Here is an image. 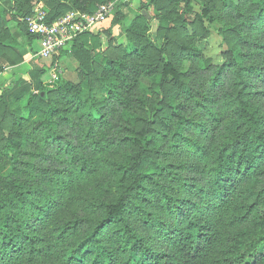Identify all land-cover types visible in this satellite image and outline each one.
I'll list each match as a JSON object with an SVG mask.
<instances>
[{"label":"trees","instance_id":"16d2710c","mask_svg":"<svg viewBox=\"0 0 264 264\" xmlns=\"http://www.w3.org/2000/svg\"><path fill=\"white\" fill-rule=\"evenodd\" d=\"M109 1L68 0V7L63 0H54L56 6L46 7L48 20L53 22L69 11L93 14ZM214 1L204 0L197 12L193 0H152L150 5H157L165 14L158 13L156 18L141 14L136 24L150 30V22L156 19L158 31L163 33L178 14L184 29L196 24L203 28L212 20ZM258 1L253 15L242 14L248 25L240 24L241 32L264 25V0ZM129 5L117 6L116 21ZM32 12L31 6L23 13L29 46L35 38L25 19ZM96 37L97 33L90 32L79 35L61 55L79 54ZM8 49V53L2 49L3 61L15 63L21 58L17 49ZM89 61L110 70L115 67L100 54ZM126 69L123 67L124 73ZM225 72L234 76L230 98L237 130L213 150L199 146L197 157L208 165V176L199 185H188L181 173L162 171L164 164L155 161L150 151L161 138L148 130H127L130 136H119L110 109L124 101L123 96L114 98L116 94L104 92L109 98L103 102L101 93L93 88L74 84L60 88L54 97L30 95L27 120L22 119L11 136L0 140L1 153L13 170L7 178L0 173V264H46L51 258L62 264H264V219L257 230L233 231L223 243L225 249L219 250L226 235L221 231L224 224L243 223L256 207L264 208V183L242 201L238 195L241 178L249 176L264 155V115L249 99V69L227 62L217 76ZM166 73L179 78L171 68ZM183 127L180 124L176 135L195 148ZM29 140L35 152L22 150V142ZM110 148L122 149V158L115 160ZM44 159L56 162L36 174L32 168ZM106 163V167L111 165L109 169H103ZM164 174L179 183L167 187L161 180ZM183 188L186 197L179 195ZM148 227L151 232L146 237L141 229ZM154 242L167 243L170 250L156 248Z\"/></svg>","mask_w":264,"mask_h":264},{"label":"rangeland","instance_id":"374dc122","mask_svg":"<svg viewBox=\"0 0 264 264\" xmlns=\"http://www.w3.org/2000/svg\"><path fill=\"white\" fill-rule=\"evenodd\" d=\"M63 1L70 6L68 0ZM151 1L136 0L132 6L123 9V13L118 16L121 18L119 21L113 17L104 22L97 29L96 40L91 41L79 54L68 52L58 57L60 66L53 70L50 60H41L36 56L38 44L33 42L29 46L23 30V13L31 6L33 11L38 4L44 5L47 10L46 7L56 6L54 0H0V56L8 53L11 47L21 54L15 63H8L0 57V140L11 136V130L19 127L22 119L27 120L26 104L30 95L54 97L67 84L82 89L90 87L95 93H101L103 102L109 98L104 92L116 94L114 98L123 96L124 101H119L118 106L112 105L110 109L111 122L119 136L129 135L127 130H148L150 135L161 138L157 147L150 151L155 161L160 160L164 164L165 169L162 171L181 173L188 185L201 184L208 172L205 169L206 162L197 157L199 146L202 148L205 145L213 150L237 130L235 105L230 98L234 76L231 72L217 76L222 65L235 62L249 69V99L264 115V25L240 31V24L248 25L242 14L253 15L259 1L215 0L212 20L206 21L203 28L196 24L184 29L176 14L178 18L162 29L163 33L168 30L167 35L163 36L158 31L156 19L150 22V30L145 25L139 27L136 24L141 14L145 13L149 18L158 17V13L165 14L157 5H150ZM203 2L193 0L197 12ZM181 3L180 13L183 9ZM10 36L16 40L15 44ZM3 47L5 53L2 52ZM97 54L110 58L115 67L110 70L98 64L92 65L89 58ZM155 66H158V70ZM123 67L127 68L125 73ZM168 68L178 72L179 78L168 75ZM180 124H184L187 131L185 137L189 136L190 142L194 141L197 150L185 145L184 139L176 135ZM28 138L34 137L28 135ZM170 138H175L172 143ZM1 148L3 144H0V173L7 178L13 170L8 158L3 157ZM34 148L32 141L22 142V150L35 152ZM110 150V155H116L115 160L123 153L122 149ZM55 162L51 164L44 159L42 163H36L32 170L36 174L43 173ZM106 165L103 169L111 167ZM39 176L44 177V174ZM161 180L167 187L179 183L166 179L165 174ZM263 183L264 155L254 171L241 178L239 200L257 192ZM185 190L183 188L178 194L188 196ZM263 219L264 208L256 207L243 223L238 221L232 227L224 224L221 231L226 232V235L221 238L219 250L225 249L223 243L233 231L257 230ZM142 226L138 224L139 228ZM141 232L149 237L151 229H141ZM154 245L161 250H170L167 243L154 242ZM46 264L62 262L58 258H51Z\"/></svg>","mask_w":264,"mask_h":264},{"label":"built area","instance_id":"2783aa9c","mask_svg":"<svg viewBox=\"0 0 264 264\" xmlns=\"http://www.w3.org/2000/svg\"><path fill=\"white\" fill-rule=\"evenodd\" d=\"M135 1L111 0L99 5L93 14L71 11L53 22L48 20V11L44 5L38 4L25 19L28 32L39 46L36 56L41 60H50L53 70L58 69V57L71 47L79 35L93 33L100 24L114 17L118 5L132 4Z\"/></svg>","mask_w":264,"mask_h":264},{"label":"crops","instance_id":"0c3cea01","mask_svg":"<svg viewBox=\"0 0 264 264\" xmlns=\"http://www.w3.org/2000/svg\"><path fill=\"white\" fill-rule=\"evenodd\" d=\"M131 6H132V5H131ZM107 21H109V20H107ZM105 22H106V21H105ZM103 23H104V22H103ZM103 23H102V24H103ZM102 24H100V25L95 29V31H94L93 33H98V30H97V29H98Z\"/></svg>","mask_w":264,"mask_h":264}]
</instances>
